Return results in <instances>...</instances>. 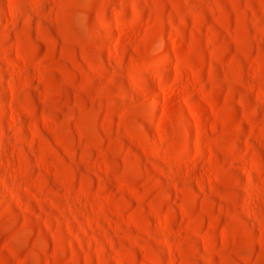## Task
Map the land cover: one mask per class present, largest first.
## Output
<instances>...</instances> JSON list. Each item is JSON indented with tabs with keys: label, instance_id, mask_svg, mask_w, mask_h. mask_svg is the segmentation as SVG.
<instances>
[{
	"label": "rangeland",
	"instance_id": "374dc122",
	"mask_svg": "<svg viewBox=\"0 0 264 264\" xmlns=\"http://www.w3.org/2000/svg\"><path fill=\"white\" fill-rule=\"evenodd\" d=\"M0 264H264V0H0Z\"/></svg>",
	"mask_w": 264,
	"mask_h": 264
},
{
	"label": "bare ground",
	"instance_id": "6f19581e",
	"mask_svg": "<svg viewBox=\"0 0 264 264\" xmlns=\"http://www.w3.org/2000/svg\"><path fill=\"white\" fill-rule=\"evenodd\" d=\"M155 104V103H154ZM154 107H155V109H157V106L156 105H154Z\"/></svg>",
	"mask_w": 264,
	"mask_h": 264
}]
</instances>
